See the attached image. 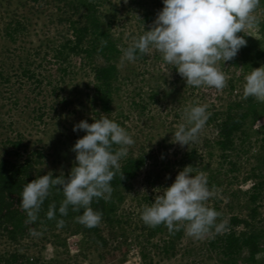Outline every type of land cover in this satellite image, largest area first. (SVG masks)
Wrapping results in <instances>:
<instances>
[{
	"label": "rangeland",
	"instance_id": "1",
	"mask_svg": "<svg viewBox=\"0 0 264 264\" xmlns=\"http://www.w3.org/2000/svg\"><path fill=\"white\" fill-rule=\"evenodd\" d=\"M74 1L0 0V160L22 164L31 157L33 174L70 172L76 155L71 149L86 135L74 132V126L82 120L91 124L103 114L132 135L135 143L128 153L148 156L147 164L117 195L122 198L117 203L121 223L114 228V239L112 230L99 223L109 239L107 248L87 240L71 219L59 229L57 225L39 226L34 232L40 235L30 233L18 242L0 237V254L18 252L37 264H230L211 241L226 230L232 216L264 232V111L257 121L249 118L246 130L250 138L244 143L238 140L228 158L215 147V130L207 123L189 146L171 141L177 126L186 123L185 108L207 105L209 118L225 111L230 103L244 101L243 85L250 72L221 61L217 67L226 74L227 86L222 90L197 88L187 86L174 66L155 50L135 62L121 63L122 53L114 61L119 80L111 111L105 112L97 100L93 70L104 63L102 58L91 61L85 54H71L65 61L55 57L68 39H74L67 21L78 19L72 9ZM162 8L163 0H107L99 7V15L124 48L150 30ZM148 14L152 16L149 22L145 21ZM19 21L20 31L12 36ZM243 33L257 35V29ZM256 103L259 110L264 108V102ZM14 143H21L20 147ZM192 150L197 156L189 163L186 155ZM188 165L207 174L208 186L215 191L207 206L221 213L216 223L226 222V227H213L200 239L188 236L183 226L178 237L168 229L151 237L149 226L140 218L143 207L154 202L155 188L171 186ZM259 183H263L261 191L255 190ZM253 193L260 195L254 203L249 200ZM253 209L256 216L251 218ZM261 243L254 261H244V252L238 264H264V238Z\"/></svg>",
	"mask_w": 264,
	"mask_h": 264
},
{
	"label": "clouds",
	"instance_id": "2",
	"mask_svg": "<svg viewBox=\"0 0 264 264\" xmlns=\"http://www.w3.org/2000/svg\"><path fill=\"white\" fill-rule=\"evenodd\" d=\"M259 3L260 0H163V8L150 30H144L130 46L121 49V63L135 62L138 54L155 50L164 62L174 66L187 86L222 90L228 78L217 65L233 60L239 50L247 46L243 36L237 34L254 27V13ZM243 95L245 99L254 97L264 102V65L251 69L245 76ZM183 115L186 123L177 126L171 141L181 147L198 140L208 119L207 105L185 108ZM73 131H83L86 135L71 149L76 155L68 177L61 172L53 178V173L48 172L24 185L20 207L27 214L26 223L37 221L44 201L51 189L56 188L64 196L59 206L61 216L68 214L70 206L73 212L83 209L77 221L89 228L96 227L102 213L93 210V200H110L111 181L117 173L124 179L120 161L128 156L129 148L135 143L124 127L102 114L91 124L80 121ZM153 191L156 193L154 202L145 205L140 216L149 227L163 224L174 232L183 226L186 234L196 239L213 227L217 230L226 227V222L216 223L221 213L207 206V201L215 195L214 189L208 186L207 174L191 165L178 172L171 186ZM46 216L49 220L56 219L54 203L49 205ZM64 223L58 220L57 228H63Z\"/></svg>",
	"mask_w": 264,
	"mask_h": 264
},
{
	"label": "trees",
	"instance_id": "3",
	"mask_svg": "<svg viewBox=\"0 0 264 264\" xmlns=\"http://www.w3.org/2000/svg\"><path fill=\"white\" fill-rule=\"evenodd\" d=\"M34 4H43L49 0H30ZM107 2V0H75L72 9L76 21L68 19L69 26L72 30L74 39H68L62 48L59 49L55 55L57 59L66 61L68 55L85 54L88 60L94 61L97 57L102 58L104 63L97 65L94 70V78L96 81V95L97 100L101 104V108L105 112L111 111L112 95L117 90L115 85L119 80V72L114 62L120 55H122L120 47V39L113 38L109 27H106L103 19L99 15V7ZM256 23L254 28L257 29V35H244L238 33L237 35L243 36L247 41V46L242 47L237 56L230 61V64L236 68H241L246 72L251 69L259 68L264 64V0H260L258 8L255 10ZM145 21H150L152 16L150 14L145 16ZM21 23L17 22V28L14 32L20 31ZM102 41H106V46ZM125 46L124 48H127ZM138 59L145 60V55H139ZM66 72V69H63ZM29 71L24 72L30 75ZM232 89L234 85H231ZM244 101H235L228 105L227 109L223 112L215 113L207 120V125L213 126L215 130V147L222 152L223 158H228L229 154L237 147V142L240 140L242 143L245 139L250 138V134L246 130L247 121L253 117L257 121L260 113L264 111L259 110L258 104H255L254 97L243 99ZM247 108V109H245ZM119 124V123H118ZM244 138V139H243ZM264 148V137L261 140ZM21 143H14L16 148L20 147ZM19 157V153L15 152ZM40 154V153H39ZM197 151L192 150L187 153L186 158L189 163L196 158ZM148 156L143 154H129L126 158L121 159V172L124 173V179L121 180L120 173L111 181L113 192L111 199L105 201L104 199H94L91 207L94 211L102 213V224H105L112 230V239H114V228L121 222L117 219L118 199L122 198L117 195L120 189L130 186L131 182L135 180L143 168L147 164ZM264 160V158H263ZM232 166L235 164L231 163ZM194 167V166H193ZM32 159L27 158L22 164L17 161H10L7 159L0 160V237H6L10 242H18L22 237L34 232L39 226L53 227L57 225L58 220H63L65 223L73 219L78 223V230L82 229L83 234L87 240L97 243L102 248H107L109 245L108 237L103 235L101 226L86 227L79 223L76 217L82 215L83 209L80 212H73L71 206L68 209L66 216L59 214V206L64 199L63 192L56 188L51 189V194L44 201L41 210L38 214V219L34 223H26L27 214L20 207L21 193L25 184L30 183L32 180L46 175L47 173L33 174ZM70 172L64 174L65 178L68 177ZM60 174H53V178L58 177ZM263 183H259L255 190L261 191ZM259 193H253L250 196V202L254 203L259 198ZM56 205V219H47L46 213L50 204ZM215 209V208H213ZM256 209H253L251 218L256 216ZM64 223V224H65ZM243 226L241 230L237 229ZM149 235L153 237L158 232H163L167 227L163 224L157 227H149ZM177 237L178 231H174ZM114 235V237H113ZM173 236V235H172ZM264 238V232L257 231L251 228L249 221L240 219L237 216H232L226 230L223 233L215 235L211 244L222 253L230 264H238L241 253H246V262L255 260L257 254L262 250L261 240ZM66 243L64 242V245ZM217 246V247H216ZM165 249L168 251V247ZM0 264H37V261L28 258L18 252L9 254H0Z\"/></svg>",
	"mask_w": 264,
	"mask_h": 264
}]
</instances>
